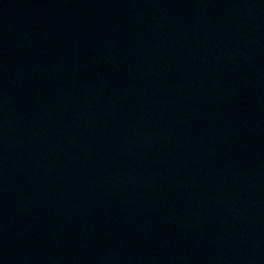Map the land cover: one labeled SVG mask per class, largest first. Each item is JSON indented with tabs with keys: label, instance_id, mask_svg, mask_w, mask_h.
I'll list each match as a JSON object with an SVG mask.
<instances>
[{
	"label": "water",
	"instance_id": "obj_1",
	"mask_svg": "<svg viewBox=\"0 0 264 264\" xmlns=\"http://www.w3.org/2000/svg\"><path fill=\"white\" fill-rule=\"evenodd\" d=\"M0 264H264V0H0Z\"/></svg>",
	"mask_w": 264,
	"mask_h": 264
}]
</instances>
